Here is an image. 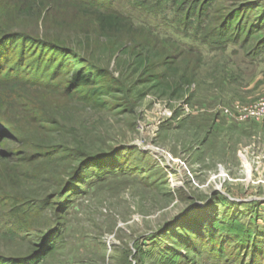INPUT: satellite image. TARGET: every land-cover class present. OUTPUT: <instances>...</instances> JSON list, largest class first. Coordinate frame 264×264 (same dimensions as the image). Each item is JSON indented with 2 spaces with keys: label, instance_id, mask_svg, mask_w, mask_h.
I'll return each instance as SVG.
<instances>
[{
  "label": "rangeland",
  "instance_id": "374dc122",
  "mask_svg": "<svg viewBox=\"0 0 264 264\" xmlns=\"http://www.w3.org/2000/svg\"><path fill=\"white\" fill-rule=\"evenodd\" d=\"M102 1L106 9L57 0L50 23L35 29L36 16L21 17L17 30L59 37L108 68L127 86L114 102L124 107L128 100L131 109L101 110L41 89L0 86V114L22 128L30 110L46 107L69 126L68 142L135 146L134 160L143 166L84 173L62 198L65 239L41 264H253L264 252V122L245 118L244 109L264 99V0ZM95 10L117 13L131 26L102 31ZM227 21L232 33L221 27ZM142 71L146 80L152 71L164 75L128 93ZM138 90L145 94L137 97ZM41 133L33 134L43 140ZM7 142L0 149L19 148ZM39 169L62 171L63 164ZM53 182L15 189L50 194ZM208 228L214 238L199 235ZM29 250L25 241L0 236L4 253Z\"/></svg>",
  "mask_w": 264,
  "mask_h": 264
},
{
  "label": "trees",
  "instance_id": "16d2710c",
  "mask_svg": "<svg viewBox=\"0 0 264 264\" xmlns=\"http://www.w3.org/2000/svg\"><path fill=\"white\" fill-rule=\"evenodd\" d=\"M56 1L0 0V86L7 89H41L55 98L74 99L83 106L101 110L113 107H122L121 111L131 109L128 100L124 101V107L114 102L118 99L114 95L118 92L124 93L127 86L108 68L93 62L87 54H78L74 52V48L64 46L59 37L41 38L40 35L17 30L21 17L36 16L35 29H38L40 21L43 26L50 23L48 17L54 10ZM84 2L90 7H107L102 0ZM11 14H14L12 19H7L6 16ZM94 15L100 30L107 33H123V30H128L131 26L117 13L95 10ZM43 17L44 20H40ZM228 23L229 21L221 27L232 33L233 23ZM243 31L245 35L249 34L248 30H240ZM71 60L77 61V66H71ZM145 72L139 74V78L128 88V93L133 94L137 87L147 83L161 81L164 75V72L152 71L149 80H146L143 77ZM177 82L178 80L174 81ZM177 85H181V80ZM144 94L138 90L137 97ZM20 107L22 108L21 105ZM34 109L25 114L26 119L23 117L27 129L22 128L18 121L7 118L6 114H0V146L5 143L7 145V141L19 144L16 150H8V146L7 149H0V206L6 212L5 215L2 213L4 218L0 215V236L25 241L30 247L23 254L0 251V264H41L52 255L65 239L61 225L67 214L64 204L67 199L63 201L62 198H66L65 195L84 173L92 168L99 172L125 169L137 172L143 167L134 160V153L139 152L137 147L101 150L92 148L85 141L68 142L64 135L69 126L65 125L57 112H51L46 107ZM34 132H43V140L33 134ZM142 157L144 160H154L152 154H142ZM55 162L63 164L62 171L43 172L39 169L42 165L47 167ZM16 163H19L18 169L13 165ZM155 164L163 169L161 164ZM65 168L70 170L67 177L63 176ZM45 175H48L47 178ZM42 179L54 181L50 184L53 190L50 194L26 196L25 193L18 192L21 186L24 187L23 183ZM10 183L13 187L9 186ZM170 226L168 224L167 227ZM192 230L188 228L184 234L190 236ZM212 230L204 229L199 235L205 234L208 238H214L215 233ZM254 255L253 264H264V252Z\"/></svg>",
  "mask_w": 264,
  "mask_h": 264
},
{
  "label": "built area",
  "instance_id": "2783aa9c",
  "mask_svg": "<svg viewBox=\"0 0 264 264\" xmlns=\"http://www.w3.org/2000/svg\"><path fill=\"white\" fill-rule=\"evenodd\" d=\"M223 111L227 116L234 117V112H232L231 110L225 109ZM244 112L246 113L244 116L245 118L251 117L256 121L264 122V99L260 100L258 103L253 106H250L249 108H245Z\"/></svg>",
  "mask_w": 264,
  "mask_h": 264
}]
</instances>
